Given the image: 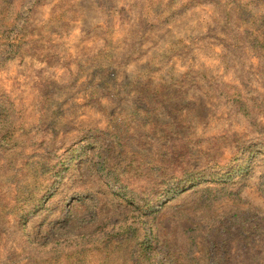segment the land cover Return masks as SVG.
<instances>
[{
    "label": "rangeland",
    "instance_id": "rangeland-1",
    "mask_svg": "<svg viewBox=\"0 0 264 264\" xmlns=\"http://www.w3.org/2000/svg\"><path fill=\"white\" fill-rule=\"evenodd\" d=\"M0 264H264V0H0Z\"/></svg>",
    "mask_w": 264,
    "mask_h": 264
}]
</instances>
